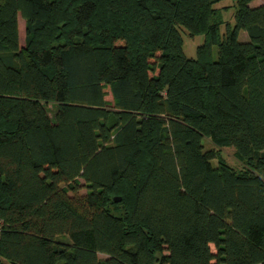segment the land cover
Segmentation results:
<instances>
[{
    "label": "trees",
    "instance_id": "trees-1",
    "mask_svg": "<svg viewBox=\"0 0 264 264\" xmlns=\"http://www.w3.org/2000/svg\"><path fill=\"white\" fill-rule=\"evenodd\" d=\"M222 1L0 0V264H264V0Z\"/></svg>",
    "mask_w": 264,
    "mask_h": 264
},
{
    "label": "rangeland",
    "instance_id": "rangeland-1",
    "mask_svg": "<svg viewBox=\"0 0 264 264\" xmlns=\"http://www.w3.org/2000/svg\"><path fill=\"white\" fill-rule=\"evenodd\" d=\"M232 3L230 0H225L222 2H218L215 4L216 8H224L228 7V10L223 13V17L226 21L230 22L232 24V15H233V8H231ZM221 33H224V27H221ZM245 36L244 38L247 39L246 35L243 33ZM18 37H19V45L20 47H24L25 44V24L24 21L18 17ZM181 38L183 42V53L187 59H196L197 58V51L200 46L204 44V37L203 35H196L193 37L188 36L186 32L181 31ZM213 59L216 58V49H213ZM107 101H110L111 98L110 96H107L105 98ZM46 111L49 115V117L52 119L54 122V116H55V107L53 105H46L45 106ZM203 146L205 149H212L213 145L208 142V140H203ZM221 154V159L222 162H224L226 165L229 167L233 168L234 170L238 171L242 168V164L238 160L234 150L232 148H226V149H221L220 151ZM214 165L217 164V162H213ZM82 184V181H80ZM86 191L85 189H81L79 194L80 195H85ZM100 259H104V256L99 255Z\"/></svg>",
    "mask_w": 264,
    "mask_h": 264
},
{
    "label": "crops",
    "instance_id": "crops-1",
    "mask_svg": "<svg viewBox=\"0 0 264 264\" xmlns=\"http://www.w3.org/2000/svg\"><path fill=\"white\" fill-rule=\"evenodd\" d=\"M262 4V0H256L254 2H252L251 4H249L250 7L254 8V7H258ZM245 36L243 35V33L239 34V40L241 42H246L247 39L244 38Z\"/></svg>",
    "mask_w": 264,
    "mask_h": 264
},
{
    "label": "water",
    "instance_id": "water-1",
    "mask_svg": "<svg viewBox=\"0 0 264 264\" xmlns=\"http://www.w3.org/2000/svg\"><path fill=\"white\" fill-rule=\"evenodd\" d=\"M113 202H114V203H118V202H120V198H114V199H113Z\"/></svg>",
    "mask_w": 264,
    "mask_h": 264
}]
</instances>
